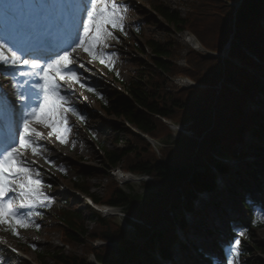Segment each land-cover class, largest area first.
I'll list each match as a JSON object with an SVG mask.
<instances>
[{
    "label": "trees",
    "instance_id": "16d2710c",
    "mask_svg": "<svg viewBox=\"0 0 264 264\" xmlns=\"http://www.w3.org/2000/svg\"><path fill=\"white\" fill-rule=\"evenodd\" d=\"M192 1L195 3L190 5L185 18L160 3L151 4V8L166 27L176 33H190L204 49L221 51L232 36L230 57L227 60L207 58L190 51L186 58L190 68L188 71L187 66L179 68L175 64L177 44L146 38L145 46L150 53L147 70L136 72L132 78L123 81L107 69L126 97L110 87L96 86L94 95L98 109L105 116L159 139L165 146L160 150V156L156 157L147 143L132 135L123 125H113V130L123 133L127 138L122 140L114 137L113 145L116 148L113 151L100 148L104 168L120 165L125 171L147 175L153 182L152 187L156 188L155 193L134 195L131 187L126 193L110 182L105 195L97 197L89 194V188L79 183V180L73 181V188L91 197L95 203L120 208L136 221H129L133 236L127 237L114 220L101 219L90 210L87 212L94 227L87 231L82 213L75 205L68 212L60 209L57 221L62 226V244L68 247L81 245L84 255L76 258L60 252L39 253V261L47 255L54 264H90L87 261L89 253L94 255L98 264H140V254L149 257L155 252L168 257L170 245L176 241L173 225L179 223V228L185 229L181 209L190 210L197 193L213 189L215 174L225 175L229 172L225 165L216 160L217 157L236 159L245 155H238L233 147L243 145L246 132L254 140L249 145L251 155L263 157L258 163L263 172L254 164L243 165L240 171L247 178L243 180L238 174V178L232 180L229 194L243 197L236 187L240 185L249 190L250 185L246 180H250L258 194L263 196V199L255 201L264 205V180L257 177L259 172L264 174V115L247 110L248 104L256 99L255 102L264 109V29L260 25V21L264 20V0H242L238 8L227 5L234 0ZM141 27L139 25V31H136L140 37L143 36ZM134 48L142 52L138 46ZM232 61L238 62L240 66ZM173 75L192 79L205 86V89L198 95L196 91H185L175 86L168 90L166 76ZM219 83L218 90L216 85ZM161 119L177 124L180 120L183 125L191 122L187 127L190 136H181L171 142ZM244 209L250 214V208L244 205ZM175 210L177 214L174 216ZM162 222L168 225L163 233L157 229ZM263 227L264 221L253 219L247 231L249 240H253L254 232ZM90 240H101L110 245L93 250L88 244ZM248 246L243 248V256L248 259L239 264H262L250 257L254 252L264 255V249L255 243H248Z\"/></svg>",
    "mask_w": 264,
    "mask_h": 264
},
{
    "label": "rangeland",
    "instance_id": "374dc122",
    "mask_svg": "<svg viewBox=\"0 0 264 264\" xmlns=\"http://www.w3.org/2000/svg\"><path fill=\"white\" fill-rule=\"evenodd\" d=\"M24 1L25 0H19L18 4L23 3ZM115 2L120 6L121 9H128L123 13V34H120L121 31L119 30H112L113 36L115 38L106 39L105 46H100V44L98 46H95L93 48L94 57L103 60L107 65L113 67L114 70L119 72L122 79L124 81H127L134 76V73L147 70V65H149L147 60L150 53L149 49L145 46V40L146 38H152V40L154 41L164 42L170 45L177 44L178 48H176L174 59L175 64L179 68H186L187 53L192 51V49L189 45L185 44V34L182 32L176 33L166 27L164 21L151 8V4L154 5L160 3L169 10L177 11L178 13H180L182 18H185L190 11V5L195 3V1L140 0L137 2L134 0H115ZM10 4L11 0H0V7H2V5L6 7ZM135 23H139L140 26L142 25V37L132 34L131 27ZM260 24L264 28V22H260ZM134 45L138 46L142 52L139 53V51H136L134 49ZM203 53L205 52L203 51ZM216 56L221 60L218 52H216ZM74 57L76 58L77 63L73 65V69L80 75L82 83L91 87H94V85L96 84L114 87V85H112L111 81L105 74L104 70L95 64L93 57H90L82 49H77V51L74 53ZM80 64H83L84 67L81 68L79 66ZM213 68L214 70L216 69L215 67ZM187 70H190L188 66ZM1 74L2 70L0 69V85H2L4 91L7 92L10 90L9 79H6L5 76ZM166 79L168 81V90H172V86H175L177 89L179 88L181 90L189 91L191 90L190 87H193V85H195V87L196 85L201 86V84L193 81L192 79H188L187 77L178 75L169 77L166 76ZM181 79H183L181 82L189 81V83L184 87L183 85H177L178 80ZM61 86L64 89L69 88V84H66L64 82H61ZM216 87L219 88V85L217 84ZM71 89L72 91H68L66 93L62 92V94H66L68 96L72 106L77 110V112L81 113L85 117V119L83 121L81 120L79 123L78 121L80 119H77L76 115L71 112L66 114L68 122L67 126L70 130L65 136V139L67 141L65 144H61L56 139L55 134L49 136V132L53 130L45 127L43 123L37 122L31 125L35 129V131L42 134L41 138L34 137L33 139L47 150L43 152V155L54 162V164L50 165L45 162V159H40L38 155L34 157L35 160L31 159V161L37 165L38 170L41 173L39 178L45 185L42 188V191L47 197H49V202L44 207H39L31 210L33 213L38 214H34L31 216L30 220H26V222L28 223L27 228L17 226V235L11 234L10 227L8 226L7 221L4 224H0V244L11 245L17 250L22 251L29 260V263L19 260L17 257L10 254L4 246L0 245V264H30V260L34 264H38L39 262L41 264H54L51 258L47 255H45V257H42V261H39L37 254L38 252H60L67 256L73 255L76 258L83 256L84 254L81 245L74 244L72 245V247H68L62 244V226L59 225L57 221V217L59 216L58 210L63 207V209L68 212V209H70V207L75 206L73 204H77L78 209L82 212V219L84 220L86 229L87 231H90L91 229H93L94 225L89 220L88 212L84 210V206L82 204H79V200L74 199L76 197H72L73 192L71 191V188L73 185V180L78 179L80 183L89 188V194L97 197L105 195L107 184L110 183V181L115 180L114 178L108 176V170L103 167V153L101 152L99 145H101L106 151H113L116 148L113 145L114 137H118L122 140L126 139L127 137H125L123 133L116 132L112 127L114 124L118 125L122 124V122L117 121L112 117L104 116L102 113H100L95 101L80 88L79 84H72ZM176 91L174 90L173 92ZM192 91H196L195 93L197 95L203 92L201 90ZM255 101L252 104H248L247 110H259V105ZM263 110L264 109L260 110V112H263ZM183 117L184 116H180L179 118ZM61 124L62 122L58 124L60 128H62L63 126ZM175 124L177 125L175 127L176 129L173 130H170L166 125V129L170 134L169 137H171L170 141L175 140L177 137H181L182 135H177V132L181 131L180 127L183 125V121L178 120V124ZM159 141L161 142V140ZM252 142H254V140L252 139V135H250V133H247L244 136L243 145L233 148H235V151L237 153H241L242 151L245 152L246 149V153H251L249 145ZM120 146H122V144H120ZM27 151L28 150H25L24 152V156L26 157L28 156ZM57 158L59 159V162L56 161ZM238 164H240V162H238ZM119 167L121 166L118 165L117 168ZM236 168L237 167H230L231 178L234 174L233 172L238 170ZM60 169H63L64 171L62 172ZM99 172H104V175H101ZM230 177H218L215 180V190L217 192L212 193L211 195H202L199 197L198 201H195L194 210L191 212V220L194 223V225L192 224L193 226L191 227V229L197 231L196 228L202 230L204 226H215L214 229L219 230L221 237L224 238V236L226 235L224 225L218 224V221H224V219L226 220V218L224 217V215L222 218V216H220V212H217V210H213L211 205L212 202H217L219 200H222L223 197L228 196L226 191L229 186ZM134 178L139 179L140 177L135 176ZM144 182H147L148 186L141 187V185H138L139 182H126L122 185H120L119 182L116 183L117 186L120 187L118 189H121L126 193H128L129 191L124 185L127 184L129 185V187L131 186L132 193L134 195H144L146 193L156 192V188L152 187L153 182L151 181V179H147ZM47 185H51V187H47ZM236 198L237 197H234L232 198V200L234 202H238ZM66 201H69L68 206H66L65 204ZM205 202H207V207L205 206ZM227 203H230L229 198L227 200ZM18 204L19 201L17 200V205ZM184 204L185 201L183 200L182 206H184ZM236 208H238V211L241 210L239 209V203L236 204ZM114 211L118 213V215H122L119 210ZM28 212V209H21L19 215L27 217ZM226 213L231 218L234 217L231 208L227 209ZM240 213V215L246 220L245 213L243 211ZM206 214L208 215L206 217L207 221H204L206 224H202L204 223V217L201 216H205ZM111 218H114V221L117 224L119 223L121 225L127 237L131 238L133 236L132 228L127 224V222H125L123 218H121L120 216H114ZM157 229L159 230V232L163 233L168 229V225L166 222H162ZM190 232L191 230L189 231L188 229V233ZM234 233L235 236L233 237L232 249L234 248L235 240H239L240 245L239 251L235 254L236 260H232V264H235L238 259H240V262L247 261L248 258H246L245 256L239 258L238 255H243L242 248H248V243H255L260 248L264 249V227L254 232L253 240H249L245 231L243 232V230H241L239 227H235ZM204 238V236L201 237L200 235H195L193 236V238L189 237V243L187 242V245H190V242H192L193 240H198L196 242L197 245L200 242L202 244L199 245L205 246L207 244V241ZM230 255L231 253L229 252V256ZM170 256L172 264H177L176 262H178L177 260L180 256L176 246L175 248H173ZM250 259L256 261L258 260L259 263L264 264V255L260 253L254 252L253 256L250 257ZM151 260L157 262V258L154 259L144 254H140L138 257V262H140V264H153ZM215 262V264H218L217 261Z\"/></svg>",
    "mask_w": 264,
    "mask_h": 264
},
{
    "label": "snow or ice",
    "instance_id": "6c2138e0",
    "mask_svg": "<svg viewBox=\"0 0 264 264\" xmlns=\"http://www.w3.org/2000/svg\"><path fill=\"white\" fill-rule=\"evenodd\" d=\"M79 10L86 17L78 21L83 34L72 31L70 43L58 52L25 46L16 34H8L0 39V66L12 69L3 75L12 81L15 99L25 109L20 117L16 104L0 87V224L7 221L13 235H17V226L27 228L26 220L38 214L33 213L32 209L44 207L49 202V197L42 191L45 185L39 178L41 173L24 156L25 150H30L33 156L47 151L33 139L41 138L42 134L31 125L43 123L53 130L49 136L55 134L61 144L67 142L64 134L70 129L66 114L71 112L82 121L85 117L77 112L68 96L62 92L72 91L71 85L79 84L81 88L96 94L95 89L82 83L78 72L73 70L72 65L77 63L74 53L82 49L95 59V46L103 40L114 39L112 30L123 32V13L128 9H121L115 0H84ZM100 62L104 63L103 60ZM79 66L84 67L83 64ZM61 82L69 84V88H62ZM20 119L22 124L19 123ZM61 122L63 129L58 126ZM44 159L46 163L54 164L47 157ZM19 209H28L27 217L19 215ZM239 245L240 241L235 240L233 251L238 252Z\"/></svg>",
    "mask_w": 264,
    "mask_h": 264
},
{
    "label": "bare ground",
    "instance_id": "6f19581e",
    "mask_svg": "<svg viewBox=\"0 0 264 264\" xmlns=\"http://www.w3.org/2000/svg\"><path fill=\"white\" fill-rule=\"evenodd\" d=\"M33 3H34V2H33ZM32 5H34V4H32ZM40 6H41V5H40ZM185 44L189 45L190 47H194L195 49H199L197 43H196L191 37H188L187 35H186V41H185ZM100 46H105V40L101 41ZM263 115H264V114H263ZM27 152H28V156H27V157L25 156L27 162H28L29 164H32V166H33L34 169H38L37 165L31 161V159H32V160H35V159H34L35 156H33V155L31 154V151H30V150H28ZM38 157H40V159H44L45 156L42 154V155H38ZM51 161H52V160H51ZM56 161L59 162V159L57 158ZM127 180H128V181H133V179H132L131 177H128ZM213 227H214V226H211L210 228H213ZM193 236H195V235H193ZM193 236H192V238H193ZM197 241H198V240H193L192 242H197ZM190 244H191V243H190ZM188 254H190V255L192 254V248H189V249H188ZM165 260H167V259L165 258ZM178 260H180V263L183 261L182 258H179ZM30 262H32V261L30 260ZM183 263H184V262H183Z\"/></svg>",
    "mask_w": 264,
    "mask_h": 264
}]
</instances>
